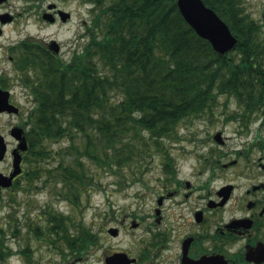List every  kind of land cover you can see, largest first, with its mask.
I'll return each mask as SVG.
<instances>
[{
  "label": "trees",
  "instance_id": "16d2710c",
  "mask_svg": "<svg viewBox=\"0 0 264 264\" xmlns=\"http://www.w3.org/2000/svg\"><path fill=\"white\" fill-rule=\"evenodd\" d=\"M203 1L237 38L236 57L233 49L216 52L187 25L176 0H81L89 17L73 63L47 62L36 57L42 52L38 45L28 46L35 70L23 81L33 99L23 156L30 164L28 181L46 171L63 183L62 197L77 205L93 182L84 158L111 169L152 146L166 158L168 171L174 170L162 139L175 137L181 120L202 116L219 94L234 96L246 108L263 107L264 66L243 64L264 59L259 25L239 0ZM235 58L239 63L233 64ZM62 138L69 141L64 148L69 158L56 151L57 165L43 168L41 161L51 158L46 145ZM46 214L44 234L62 237L76 252L94 242L81 224L77 234L68 233L61 212L49 208ZM39 228L33 229L38 237ZM4 234L0 227V264L12 253Z\"/></svg>",
  "mask_w": 264,
  "mask_h": 264
},
{
  "label": "flooded vegetation",
  "instance_id": "af4514ba",
  "mask_svg": "<svg viewBox=\"0 0 264 264\" xmlns=\"http://www.w3.org/2000/svg\"><path fill=\"white\" fill-rule=\"evenodd\" d=\"M25 1L32 4L18 10L12 0H0V89L9 93V104L16 106L12 101L15 93L12 84L19 81L21 88L29 93L23 81L29 74L35 76L28 59L33 56L29 45H38L42 52L36 57L47 62L57 58L73 63L77 50L74 48L66 56L61 49L63 45L56 39H37L24 28L12 29L21 14L36 15L48 25L59 21L65 24L71 19H61L60 9L64 8L55 2L49 1L43 6L42 0ZM254 21L259 30L264 27V16ZM232 54L236 57L235 47ZM239 61L235 58L233 64ZM243 64L264 66V59H247ZM261 104L263 107L254 109L242 104L219 109L216 104L206 109L205 128L212 125L210 121L220 127L208 136L215 147L198 155L187 172H179L174 166V170L163 169L149 177L154 180L151 187L146 185L147 197L153 195L149 209L144 213L134 211L129 220L123 216L117 224L104 225L103 232L108 239L120 240L124 231H138L132 235V244L117 249L102 246V264H111L115 255L129 261L128 264H264V103ZM10 115L11 112H0V116ZM227 123H232V137L225 133ZM12 126L21 127V124L10 125L8 132L0 130L8 146L5 157L9 154L11 158L18 143L10 135ZM7 137L12 139V147ZM21 155V163H24L25 151ZM11 169L0 171L9 175ZM24 171L25 168L12 178V184L20 176L25 177ZM12 184L1 191L11 189ZM138 198L145 203V198ZM126 221L129 223L125 226ZM86 247L87 242L85 264ZM69 248L72 253L76 252Z\"/></svg>",
  "mask_w": 264,
  "mask_h": 264
},
{
  "label": "rangeland",
  "instance_id": "374dc122",
  "mask_svg": "<svg viewBox=\"0 0 264 264\" xmlns=\"http://www.w3.org/2000/svg\"><path fill=\"white\" fill-rule=\"evenodd\" d=\"M18 10L32 3L25 0H12ZM46 3L55 2L64 10L71 12V19L67 23L60 21L48 25L42 23L35 15L27 17L26 14L18 16L17 21L11 26L24 28L26 32L36 38H54L63 46V53L67 56L74 48L80 51L85 39V20L89 17L88 5L81 0H42ZM244 12H247L256 21L264 16V0H239ZM264 34V27L261 28ZM15 90L12 101L20 106V111L10 117L0 116V130L8 132L10 125L21 124L27 121L29 111L33 107V99L26 93L20 82L12 84ZM217 108H236L240 103L234 96L226 94L217 95ZM216 104L214 106H216ZM222 104V105H221ZM221 105V106H220ZM241 105V104H240ZM206 116H191L181 120L175 127L176 135L162 139L163 150L168 152L171 158V166L179 172H187L198 155L204 154L209 147L216 144L208 138L216 129L218 123L208 122ZM232 123H227L225 133L229 137L234 136L231 132ZM7 139L14 144L10 137ZM231 139V138H230ZM69 143L67 138L48 143L51 149L50 157L41 161L43 168L57 165L60 156L55 152L62 150L63 158L68 159L64 148ZM88 175L92 177V184L82 192L79 204L73 205L64 197L61 191L64 185L57 178L47 175L46 171L40 173L33 181H28L20 176L11 189L0 193V227L4 231L5 243L12 250L11 256L5 264H85L83 252H71L62 237L55 234H44L46 227L45 217L49 208L52 211H60L65 219L68 233L75 235L80 231L79 224L88 229L94 236V243L87 248V264H102L100 255L102 246L108 249H117L120 246L128 248L133 241L132 235L138 231L124 234L120 240L108 239L103 232L104 225L117 224L123 216L129 220L134 211L144 213L150 207L151 196L147 197L148 187L152 186L153 179L149 177L168 170L164 165V155L154 150L151 146L141 157H136L129 164L114 165L111 169L107 166L84 158ZM25 170L29 169L27 161L22 163ZM11 167V156L8 154L0 164V169L8 170ZM142 179V180H141ZM145 183V185H144ZM20 186V187H19ZM138 196L145 198V203L140 202ZM140 207V208H138ZM129 221H126L125 226ZM41 231L40 237L33 232L34 227ZM130 233V234H127ZM96 237V238H95ZM58 238V239H57ZM76 245V244H73ZM21 250H24V252ZM79 257V259H77ZM29 258V259H28Z\"/></svg>",
  "mask_w": 264,
  "mask_h": 264
},
{
  "label": "water",
  "instance_id": "95a60500",
  "mask_svg": "<svg viewBox=\"0 0 264 264\" xmlns=\"http://www.w3.org/2000/svg\"><path fill=\"white\" fill-rule=\"evenodd\" d=\"M203 0H176V5L182 15L183 19L190 25L193 30L202 38L206 39L212 48L223 54L235 46L237 39L231 33L228 25L223 22L215 11L203 3ZM61 19L68 18L69 13L60 10ZM54 45H57L55 41H52ZM7 91L0 89V112H18V107L14 104H9ZM10 135L19 141L17 147L12 150V171L9 175L0 172V187H8L11 185L12 178L19 174L22 170L21 167V154L19 150L27 149V142L25 135H23L22 127L13 126ZM216 139L219 137V133L215 135ZM7 145L3 135L0 133V161L5 156ZM115 229H110V231ZM111 264H128L129 261L120 259L118 255L112 256Z\"/></svg>",
  "mask_w": 264,
  "mask_h": 264
}]
</instances>
